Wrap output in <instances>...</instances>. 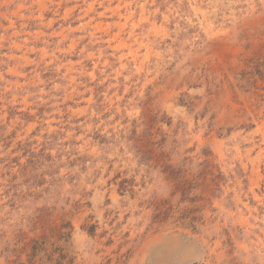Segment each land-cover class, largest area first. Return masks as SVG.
Segmentation results:
<instances>
[{
    "label": "rangeland",
    "instance_id": "rangeland-1",
    "mask_svg": "<svg viewBox=\"0 0 264 264\" xmlns=\"http://www.w3.org/2000/svg\"><path fill=\"white\" fill-rule=\"evenodd\" d=\"M0 264H264V0H0Z\"/></svg>",
    "mask_w": 264,
    "mask_h": 264
},
{
    "label": "bare ground",
    "instance_id": "bare-ground-1",
    "mask_svg": "<svg viewBox=\"0 0 264 264\" xmlns=\"http://www.w3.org/2000/svg\"><path fill=\"white\" fill-rule=\"evenodd\" d=\"M92 4V3H91ZM142 8V7H141ZM86 24V23H85Z\"/></svg>",
    "mask_w": 264,
    "mask_h": 264
}]
</instances>
